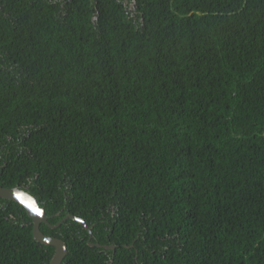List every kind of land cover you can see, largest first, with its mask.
Segmentation results:
<instances>
[{
	"label": "trees",
	"instance_id": "16d2710c",
	"mask_svg": "<svg viewBox=\"0 0 264 264\" xmlns=\"http://www.w3.org/2000/svg\"><path fill=\"white\" fill-rule=\"evenodd\" d=\"M0 184L92 225L60 264H264V0H0ZM53 253L0 197V264Z\"/></svg>",
	"mask_w": 264,
	"mask_h": 264
},
{
	"label": "water",
	"instance_id": "95a60500",
	"mask_svg": "<svg viewBox=\"0 0 264 264\" xmlns=\"http://www.w3.org/2000/svg\"><path fill=\"white\" fill-rule=\"evenodd\" d=\"M17 193L21 194L19 198H17ZM0 197L16 201L21 206H23L25 208L27 216L32 220L33 237L42 244L51 245L54 247V253L48 264H60L64 256L66 255L67 249L63 239L44 233L40 229L41 223H45L53 228L60 225L66 219L70 218L79 222L89 233V238L92 237V225H88L83 218L75 216L71 213L66 214L57 223H50L48 220L49 216L46 215L45 209L38 204L36 198L31 193L18 186L5 187L0 184ZM37 209L39 211H37ZM88 243L90 246H98L101 248L110 249L115 248V244H101L98 242H91L90 240H88Z\"/></svg>",
	"mask_w": 264,
	"mask_h": 264
},
{
	"label": "snow or ice",
	"instance_id": "6c2138e0",
	"mask_svg": "<svg viewBox=\"0 0 264 264\" xmlns=\"http://www.w3.org/2000/svg\"><path fill=\"white\" fill-rule=\"evenodd\" d=\"M20 195H21V194L17 193V198H19V197H20ZM37 211H39V210L37 209Z\"/></svg>",
	"mask_w": 264,
	"mask_h": 264
},
{
	"label": "rangeland",
	"instance_id": "374dc122",
	"mask_svg": "<svg viewBox=\"0 0 264 264\" xmlns=\"http://www.w3.org/2000/svg\"><path fill=\"white\" fill-rule=\"evenodd\" d=\"M131 7H132V5H131Z\"/></svg>",
	"mask_w": 264,
	"mask_h": 264
}]
</instances>
